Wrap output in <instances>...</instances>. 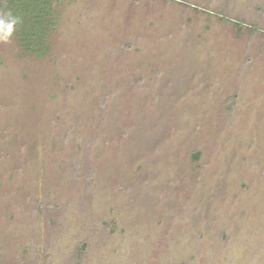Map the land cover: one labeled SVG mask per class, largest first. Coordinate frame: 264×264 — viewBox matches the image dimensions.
I'll return each mask as SVG.
<instances>
[{"label": "rangeland", "instance_id": "obj_1", "mask_svg": "<svg viewBox=\"0 0 264 264\" xmlns=\"http://www.w3.org/2000/svg\"><path fill=\"white\" fill-rule=\"evenodd\" d=\"M52 10L0 12V264H264V0Z\"/></svg>", "mask_w": 264, "mask_h": 264}, {"label": "trees", "instance_id": "obj_2", "mask_svg": "<svg viewBox=\"0 0 264 264\" xmlns=\"http://www.w3.org/2000/svg\"><path fill=\"white\" fill-rule=\"evenodd\" d=\"M52 1L0 0L1 25L9 21L17 26L21 45L29 52L41 55L46 51L45 40L57 22L52 14ZM199 156V153L195 154V158Z\"/></svg>", "mask_w": 264, "mask_h": 264}]
</instances>
